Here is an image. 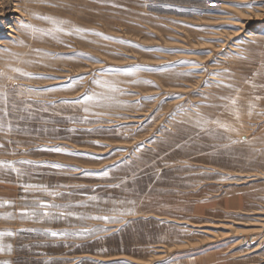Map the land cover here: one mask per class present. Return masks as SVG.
<instances>
[{
    "label": "rangeland",
    "instance_id": "1",
    "mask_svg": "<svg viewBox=\"0 0 264 264\" xmlns=\"http://www.w3.org/2000/svg\"><path fill=\"white\" fill-rule=\"evenodd\" d=\"M0 264H264V0H0Z\"/></svg>",
    "mask_w": 264,
    "mask_h": 264
},
{
    "label": "snow or ice",
    "instance_id": "2",
    "mask_svg": "<svg viewBox=\"0 0 264 264\" xmlns=\"http://www.w3.org/2000/svg\"><path fill=\"white\" fill-rule=\"evenodd\" d=\"M53 23H55V22L53 21ZM89 99H90V97H89Z\"/></svg>",
    "mask_w": 264,
    "mask_h": 264
}]
</instances>
